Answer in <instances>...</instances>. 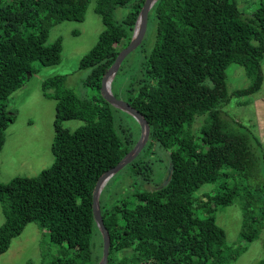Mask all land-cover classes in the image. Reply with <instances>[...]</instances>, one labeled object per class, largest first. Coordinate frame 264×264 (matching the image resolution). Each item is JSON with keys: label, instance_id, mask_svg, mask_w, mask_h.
Instances as JSON below:
<instances>
[{"label": "trees", "instance_id": "1", "mask_svg": "<svg viewBox=\"0 0 264 264\" xmlns=\"http://www.w3.org/2000/svg\"><path fill=\"white\" fill-rule=\"evenodd\" d=\"M95 1L105 28L79 68L89 71L83 84L96 92L78 95L64 86L61 75L42 82L43 94L56 102L54 161L38 176L0 183L6 215L0 226V255L35 222L67 252L50 264H98L102 258L94 189L141 135V128L136 137L124 117L117 115L129 113L106 100L103 81L137 32L146 0ZM90 2L0 0V152L5 131L16 119L8 111L9 97L39 71L38 66L61 63V41L47 45L50 27L82 21ZM119 9L125 14L117 17ZM135 51L139 52L135 66L123 69L133 51L110 86L116 100L144 117L150 133L142 151L122 168L130 169L128 191L113 194V176L100 194L110 235L108 264H233L240 250L225 243L215 212L234 203L240 187L227 180L253 171L255 148L262 145L250 127L229 118L226 107L232 97L252 96L262 88L264 4L248 17L237 0H156ZM233 63L244 67L250 84L229 92L226 70ZM119 81L126 85L125 99L113 91ZM68 120L84 124L69 130L62 126ZM148 153L167 157L168 162L166 179L152 189L147 184L153 181L155 162ZM221 179L226 182L216 193L195 196L202 185ZM247 194L246 213L253 219L252 198L264 203V194ZM258 234V230L242 232L249 241Z\"/></svg>", "mask_w": 264, "mask_h": 264}, {"label": "rangeland", "instance_id": "2", "mask_svg": "<svg viewBox=\"0 0 264 264\" xmlns=\"http://www.w3.org/2000/svg\"><path fill=\"white\" fill-rule=\"evenodd\" d=\"M237 2L240 10L248 17L264 4V0H237ZM95 5L96 1L91 0L84 19L80 22L63 21L50 27L47 45L51 46L57 40L61 41V63L48 67L38 66L39 71L30 76L24 86L9 97L8 111L16 119L5 131L6 142L0 152V183H8L16 177L38 176L54 161L51 148L55 137L53 122L56 102L43 94L42 82L45 79L61 75L64 76V86L78 95L92 96L96 92L83 84L89 71L79 68L82 57L96 45L105 28L100 15L95 12ZM119 14L123 15L125 11L119 9L116 11V16L119 17ZM154 41L155 32L153 31L150 36V47ZM138 54V51H134L127 58L123 69L134 67ZM262 70L264 76V59ZM226 73L229 92L245 88L250 84L244 67L239 64H231ZM121 82L115 83L113 91L118 98L125 99L126 85ZM262 99H264V81L258 93L252 96H234L226 107V110H229V118L250 127L262 145L255 148L257 166L253 168V171H250L247 176H236L227 180L228 185L236 183L240 187L239 195L234 203L224 207L219 206L215 212L217 224L225 231V243L240 250L241 255L233 264H264V203L258 202L254 196L264 194V105ZM117 115L124 117V122L131 127L137 137L140 132L137 120L126 113L119 112ZM196 123L199 125L198 122ZM83 124L81 120H68L64 121L62 126L75 130ZM143 154H147V151ZM148 156L155 162L153 181L147 184L148 188L152 189L155 184L166 179L168 162L167 157L158 158L155 153H148ZM127 173H130V169L126 168L114 175L113 184L110 187L113 194L127 190L129 186ZM223 182L226 180L221 179L216 183L204 184L196 190L195 196L201 197L208 192L214 194ZM247 193L254 194L252 198L254 202L251 201L254 203L252 209L255 210L253 219L246 213ZM5 220L6 215L0 204V226ZM254 230L259 232L256 239L249 241L242 236V232L251 233ZM97 242L101 247V237L98 236ZM66 255V250L51 240L47 228H41L37 223L32 222L19 236L12 239L9 249L0 255V264H50L54 259L66 257Z\"/></svg>", "mask_w": 264, "mask_h": 264}, {"label": "water", "instance_id": "3", "mask_svg": "<svg viewBox=\"0 0 264 264\" xmlns=\"http://www.w3.org/2000/svg\"><path fill=\"white\" fill-rule=\"evenodd\" d=\"M155 1L156 0H146L141 10L140 17L138 20L137 32L135 33L130 44L124 50L120 52L114 65L109 70V72L107 73L103 81V93H104L106 100L109 103H111L113 106L123 109L129 114H131L140 124L141 135L135 147L114 168H112L103 177L99 179L94 189L93 214H94V218L97 223V226L99 228V231L102 235V241H103L102 258L98 264H108V255H109V249H110V235L106 227L104 226L101 209H100V202H99L102 188L116 173L122 170V168H124L126 165L131 163L138 156V154L142 151V149L146 145L148 138H149V133H150V128H149L147 121L136 109H134L132 106L128 105L127 103L120 102L115 99L111 91L110 82L115 76V74L117 73L122 61L130 53L135 51L136 48L142 43L144 33L146 30L148 13L152 5L155 3Z\"/></svg>", "mask_w": 264, "mask_h": 264}, {"label": "crops", "instance_id": "4", "mask_svg": "<svg viewBox=\"0 0 264 264\" xmlns=\"http://www.w3.org/2000/svg\"><path fill=\"white\" fill-rule=\"evenodd\" d=\"M262 104L264 105V99H262Z\"/></svg>", "mask_w": 264, "mask_h": 264}]
</instances>
